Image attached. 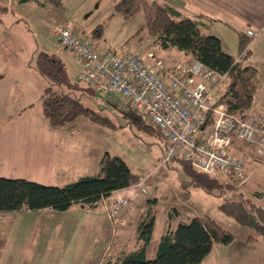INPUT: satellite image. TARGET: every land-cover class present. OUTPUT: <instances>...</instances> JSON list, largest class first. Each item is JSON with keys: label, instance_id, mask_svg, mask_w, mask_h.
Returning <instances> with one entry per match:
<instances>
[{"label": "rangeland", "instance_id": "374dc122", "mask_svg": "<svg viewBox=\"0 0 264 264\" xmlns=\"http://www.w3.org/2000/svg\"><path fill=\"white\" fill-rule=\"evenodd\" d=\"M151 1L145 0L146 4ZM157 1L172 2L182 8L185 6L182 0ZM226 1H228V7L235 8L231 10L232 13L224 12L226 5L219 2L217 6L219 16H215L214 14L218 13L214 12L213 16L203 19L202 31L219 38L224 50L234 58L239 57L237 60L242 66L251 64L258 71L259 85L255 92L256 103L254 106L251 105L247 115L264 117V14L235 13L236 9L242 11L249 9L248 7L252 8L258 0ZM112 5L113 0H58L56 3L49 0H30L22 3L14 0H0V160L7 163L0 166V174L3 173L4 177H27L26 179L38 183L45 181L47 185H64V183L75 181L78 174L93 173L71 169L69 174L61 175L60 172L64 171L65 165L53 164L49 169V166L44 164L42 157L44 155L40 149L46 147L48 140L45 138L44 127L38 124L46 126L39 104L40 90L46 85V81L33 67L36 53L43 51L60 58L66 68L68 78L78 81L76 78L78 68L74 62V56L66 48L57 49L55 46L57 37L52 33V27L57 24L68 23L72 26L73 33L91 40L100 49H109L115 53H140V51L156 50L151 44L153 37L149 36L145 29L144 11H138L131 17L122 19L118 13L113 12ZM208 14L210 13L207 12L204 15ZM184 15L186 14L182 13L181 16ZM54 21L57 24L54 25L52 23ZM246 29L257 32V34L254 38H247L243 51L245 56L240 57L242 55H237L239 54L237 45L240 34H243ZM93 30L99 32L98 37L91 38ZM247 49L250 51L247 52ZM216 81L215 77L207 80L211 89L210 97L213 99H219L225 85L223 78ZM79 100L86 108L100 113L106 121L103 124L94 125L84 118H77L72 125L65 124L62 128L59 127L60 136L69 143V146L79 141L88 152L106 151L108 156L104 159L111 156L122 158L129 170L142 175L140 177L142 178L141 186L146 192L141 193L138 187L123 191L127 205L116 214L117 217L121 214L125 216L121 222L125 227L120 233L118 230L115 234L114 230L111 231L103 217L104 209L96 207L93 212L98 218H95V222L86 225V228H92L91 230L94 231L96 224L99 228L101 225V231L94 237L96 241L90 239L95 245L92 253L95 257L108 240L109 245L103 255L107 254L108 258L115 251L120 252L123 244L125 250H134L139 245L136 243L134 248L132 247L137 224L140 220L147 221L152 217L154 227L151 231L152 240L148 246L149 255L152 254L159 235L167 225L175 228L178 223L186 222L193 216H208L235 239H239L240 236L245 237L247 233L255 235L219 211L218 205L223 203V195L208 193L193 184H187L189 179L180 161L172 159L167 163L162 162L164 150L162 134L157 129L138 127L134 121L129 122L125 111L130 107L120 100L117 93L95 91L91 95L79 96ZM24 107L26 108L20 111ZM86 126H90V129ZM74 146L76 149L78 144ZM65 149L66 154L74 153L70 147H65ZM35 150L39 151L40 157L32 156L35 155ZM235 153L245 159L242 177L236 181H229L219 175L216 177L229 182L241 190L247 198L264 206V198L254 196L255 192L264 191V154L255 155L243 145H240ZM251 155L259 159H252ZM11 159H17L14 161V166L10 165ZM136 192L137 199L132 202V197ZM148 197L156 199L154 204L146 201ZM65 214L57 211L54 215H50V218L55 216L57 220L54 222L56 223ZM12 219L9 217L5 220V215L0 216V249L4 246L10 248L8 257L0 260V264H53V260L56 264L58 261L61 264H72L75 259L78 263L79 259L84 257L85 244L83 245L81 235L75 231L63 233L60 228H57L53 238L61 245L55 244L51 250L31 251L30 249L26 257L23 254L19 255V250L14 252V249L22 246L30 232L26 227H20L15 234L12 233V229L19 224L15 222L20 221L19 226L25 224L21 221L22 215L15 218V222ZM32 237L33 234L28 239L31 240ZM39 240L40 234L36 232L33 241ZM69 241L68 246L73 247L71 254H58V251L66 244L65 242L69 243ZM88 256L92 258V255ZM117 257L122 256L117 255Z\"/></svg>", "mask_w": 264, "mask_h": 264}, {"label": "trees", "instance_id": "16d2710c", "mask_svg": "<svg viewBox=\"0 0 264 264\" xmlns=\"http://www.w3.org/2000/svg\"><path fill=\"white\" fill-rule=\"evenodd\" d=\"M14 1L22 3L30 0ZM49 1L56 3L58 0ZM112 8L122 19L144 11L145 29L153 37L151 44L154 48L162 51L175 48L189 59L199 60L208 69L223 75L225 85L218 102L224 103L230 113L241 117L247 115L257 89L258 71L251 65L242 66L222 50L219 38L202 32L200 20L182 17L177 8L157 0L149 4L145 0H113ZM92 32L91 38L98 37L99 32ZM239 37L237 49L243 56L246 37H250L245 33ZM35 58L33 68L46 81L40 91L39 104L41 115L49 127L59 128L77 118H86L94 124L106 121L100 113L86 108L79 100V96L94 94L96 90L79 80H70L60 58L43 51L36 53ZM129 107L125 111L129 122L132 120L138 127L156 129L144 123L140 114L131 105ZM255 158L259 159L252 156V159ZM179 161L189 179L187 184H193L208 193L223 195L224 201L218 205L219 211L255 234L247 238L248 242L257 241L264 245V206L247 198L229 182L200 172L188 162ZM141 176L129 170L122 158L111 156L103 158L97 174L79 177L61 186L40 184L22 177H0V213L31 212L47 208L65 211L77 203L95 207L100 198H109L111 192L133 186ZM182 186L185 187V184L182 183ZM254 196L264 198V191L255 192ZM152 224L153 217L147 221L143 219L137 225L141 243L136 250L125 253L121 258L106 257L100 264H199L211 251L212 244L228 245L233 240V235L208 216H193L186 222L178 223L175 228L167 225L159 235L154 256L147 260L145 247L151 239Z\"/></svg>", "mask_w": 264, "mask_h": 264}, {"label": "built area", "instance_id": "2783aa9c", "mask_svg": "<svg viewBox=\"0 0 264 264\" xmlns=\"http://www.w3.org/2000/svg\"><path fill=\"white\" fill-rule=\"evenodd\" d=\"M52 33L56 48H66L74 56L82 84L117 93L144 123L162 134L163 163L182 160L200 172L236 181L245 167L244 157L235 153L239 145L255 155L264 154V117L230 113L224 103L210 97L207 80L224 76L203 62L165 60L152 51L145 60L132 52L98 49L91 40L73 33L71 26L61 24L53 26ZM246 34L254 38L257 32L246 30ZM141 180L129 188L146 193ZM105 198H100L101 205L112 222L127 199Z\"/></svg>", "mask_w": 264, "mask_h": 264}, {"label": "crops", "instance_id": "0c3cea01", "mask_svg": "<svg viewBox=\"0 0 264 264\" xmlns=\"http://www.w3.org/2000/svg\"><path fill=\"white\" fill-rule=\"evenodd\" d=\"M182 1H183V5H185L184 8L180 7L179 5H175L172 2H168V1H165V2L170 4L171 6H174L175 8H177V10L180 12L181 15H182V13L186 14L182 17H188V18L193 19V20H196V19L200 20L199 22H200L201 29H202V25H203V22H202L203 19L207 18L208 16L209 17L213 16L212 14L214 12L218 13V14H214L215 16H217V17L219 16L217 6L221 2H223L226 5L225 6L226 10L224 12H226L227 14H231L232 13L231 10L235 9L234 7H228L229 4L227 5L228 1H226V0L225 1H223V0H182ZM202 5H203V7H201ZM198 6H200V8ZM248 8L249 9L242 10V11H238V9H236L235 13L247 12L248 14H252V15L264 14V0L255 1L253 7L252 8L248 7ZM207 12H209L210 14L204 15V14H207ZM52 23L54 25L57 24V22H55V21ZM64 23H66V22H64ZM67 25L71 26L68 23H67ZM246 30H250V29H246ZM203 33L206 34L205 32H203ZM243 33L246 34V31ZM246 38H248V37H246ZM95 46L98 49H100V47L97 44H95ZM221 48H222V50H224L222 43H221ZM152 50H154V49L147 50V51H140V53H136V54H138L139 56L141 55L146 60L148 52H151ZM156 50H154L152 52L155 53L158 57L163 58L165 60L185 61L186 59H189V57L184 56L181 52L177 51L175 48L174 49H166L163 51L159 50V49H156ZM224 51L227 54H229L226 50H224ZM246 51L249 52L250 50L247 49ZM237 55H240V54H237ZM244 56H245V54L243 56H240V57H244ZM232 58L234 60H237L239 57L238 58L232 57ZM238 62L240 63V61H238ZM246 65H251V64H246ZM77 75L78 74L76 73V78H77ZM214 77L217 80L216 82L220 81L218 79V77H216V76H214ZM224 80L225 79L223 78V81ZM256 82L258 83V80ZM258 85H259V83L257 84V88H258ZM255 103H256V97L254 94V98H253L251 105L254 106ZM29 105H27V106H29ZM26 107H24L22 109H25ZM22 109H20V111ZM76 120H74L73 122H75ZM86 121H88V120L86 119ZM73 122L69 123L68 125H70V124L72 125ZM88 122L92 123L90 121H88ZM92 124H94V123H92ZM39 125L44 127L45 138H47V140H48V143H46V147L44 149H40V151L42 152V155H44V156H42L44 158L43 162H44V164H47L49 166L48 167L49 169H50V167H52L53 164H61V166L65 165L64 171L60 172L61 175L69 174L70 173L69 171L71 169L78 170V171L84 170L87 172H90V171L93 172V173L84 172L87 174H78L77 178L87 176V175H91V174L95 175L98 173V170H99V167L101 165V162L103 161V158L105 156H108V153L106 151L88 152L86 150V148H84V145H81L79 141L74 144V145L78 144L76 149H74L75 148L74 145L69 146V143L66 140H64V138H62V136H60L61 134L59 133L60 132L59 128L49 127L47 125V123H46V126L44 124H38V126ZM86 125H88V124H86ZM62 127H60V128H62ZM86 127L88 129H90V126H86ZM64 145H65V147H70V149H72L74 153L73 154H66V151H65L66 149H65ZM59 146H62V147H59ZM37 151L38 150H35L36 153H35V155H32L33 157H40L39 151L38 152ZM15 160H17V159H11L10 165L14 166ZM5 164H7V163L4 162L3 160H0V166L5 165ZM4 176L5 175L3 173L0 174V177H4ZM6 177H8V176H6ZM11 178H17V177H11ZM22 178L26 179L27 177H22ZM41 182H42V184L46 183L45 181H41ZM41 182H40V184H41ZM59 186H61V185H59ZM125 189H133V188H122V190L113 191V192H111V196L109 198H105V199L108 200L113 195L123 197V196H125L124 195L125 193H123V191ZM137 195H138L137 192L134 193V195L132 197V202H134L137 199L136 198ZM146 201L148 203L154 204L156 199H154L153 197L152 198L148 197V198H146ZM101 206H102L101 205V199H100V201H98V203L95 207H90V206H85V205L83 206V205H80L78 203L73 204V205L69 206V208H67L65 211H60L63 214H65V213L66 214L64 215V217L59 218L60 219L59 222H56V223L54 222L55 220H57L55 218V216L54 217L52 216L53 218H50L51 217L50 215H54L57 212V210H52V209H48V208L42 209L39 211H31V212L19 211V212H8V214L0 213V216L5 215V220H7V219H9V217H11V218H13L12 221L15 222L14 219L17 218L19 215H22L23 219H21V221H23L25 224H21L19 226L20 221L15 222V223H19V224L16 225L14 227V229H12V233H14V234L16 233V231H18L20 229V227L21 228L26 227L28 232H30L28 235V238H30V236L32 234L34 237V234L36 232H38L40 234V240L41 241L39 240L37 242L36 241L34 242L33 237L31 240L26 238L25 241H23L22 246L20 245V247H18V246L15 247L14 252L19 250V255L23 254L26 257L27 256L26 254H28L30 249H31V251L32 250L35 251L36 249L51 250V248L55 244L61 245L60 242H57L53 238L57 228H60V230H62L63 233L75 231L76 233H79V235H81L83 245L85 244V246H84L85 248L83 250L84 257L82 259L81 258L79 259L80 264H100V262L104 258H106V256H107V254L105 256H103V255L105 253L104 252L105 249L109 245V240L107 243L105 242L106 244L103 242L104 245L102 243L103 246L99 250V253L97 254V256L95 257L94 256L95 254H92L95 245L93 244V242L91 240L96 241V240H94V237H96V235L101 231L100 230L101 225L99 228V226H97V224H96L95 231L91 230L92 228L91 229L86 228V225H88L89 223L91 224V223L95 222V218H98V216H97V214H94L93 211L96 210V207L98 209L103 210L102 209L103 206L102 207ZM103 214H104L103 217H105V220H106L109 228L111 229V231L113 232V230H114V234L117 232V230L120 233V231L122 229H124L125 225L121 224V222H123V220L125 219L124 214L123 215L121 214L120 217H117L112 222H110L108 220L105 213H103ZM45 215H48L49 217L48 216L45 217ZM98 221H99V219H98ZM153 222H154V220H153ZM83 224H84V226H82ZM152 226H153V224H152ZM6 230H8V228ZM112 232H111V234H112ZM121 235H122V233H121ZM135 235L136 236H135V239H134L133 245H132L133 248L136 245V243L139 244L138 247L140 246V243H141L140 239H138V227H137V231H136ZM91 236H92V238H90ZM250 236H252V235L249 233H247V236H245V237L240 236L239 239H235V237L233 236V240L228 245H222L220 243L212 244L211 251L206 255V257L203 258L202 262L199 264H264V245H262L260 242H257V241L248 242L247 238ZM150 238H151V235H150ZM151 240H152V238L150 239L148 245L145 247V250H146L145 251V258L147 260L152 258L155 254V251H156V249H155L156 247H155L154 249H152L153 250L152 254L151 255L148 254V246L150 245ZM65 243L66 244H64V247L61 248L60 251H58V254H60V255L61 254L67 255V253L71 254V249L73 247H71V245L68 246L70 244V241H69V243L68 242H65ZM4 247L3 248L1 247V249H0V260L6 259L10 253V248H7V247L4 248ZM138 247H136V248H138ZM136 248H134V250H136ZM134 250H125V247L123 244L121 246L120 252L115 251L116 253L114 252L110 256V258L117 257V255L123 256V255H125V253L130 252V251H134ZM89 254L92 255V258L88 256ZM90 259H93V260L89 261ZM75 260L72 264H75V262H76ZM54 261L55 260L52 261L53 264H56V261L55 262ZM79 262L78 263L76 262V264H79ZM58 264H61V262L58 261Z\"/></svg>", "mask_w": 264, "mask_h": 264}]
</instances>
